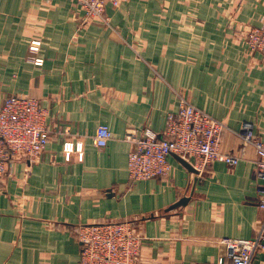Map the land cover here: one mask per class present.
I'll return each mask as SVG.
<instances>
[{
    "label": "crops",
    "instance_id": "1",
    "mask_svg": "<svg viewBox=\"0 0 264 264\" xmlns=\"http://www.w3.org/2000/svg\"><path fill=\"white\" fill-rule=\"evenodd\" d=\"M106 16L86 21L75 0H0V109L28 95L50 131L38 159L8 162L0 264H83L79 228L123 222L144 238L137 264H232L220 241L253 240L264 219L257 153L239 135L251 123L264 141V55L242 40L264 24V0H130ZM181 98L225 124L221 152L240 164L194 175L174 155L169 177L132 181L127 134L162 136ZM100 125L113 134L104 149Z\"/></svg>",
    "mask_w": 264,
    "mask_h": 264
},
{
    "label": "built area",
    "instance_id": "2",
    "mask_svg": "<svg viewBox=\"0 0 264 264\" xmlns=\"http://www.w3.org/2000/svg\"><path fill=\"white\" fill-rule=\"evenodd\" d=\"M129 0H75L86 21L103 20L106 23L107 4L118 8ZM250 54L264 55V24L253 27L242 38ZM42 42L32 41L30 52H40ZM36 66L43 59L32 57ZM48 111L28 95H11L0 109V194L10 177L8 162L15 157L30 161L38 159L50 142L47 125ZM226 126L209 114L199 110L184 98L178 108L167 115L162 136L146 129L141 134L128 133L126 141L134 148L128 158V174L132 181L142 182L155 178H167L172 171L171 156H177L200 174L214 163H223L230 168L240 164V158L221 152ZM243 147L253 146L257 153L256 173L259 208L264 212V141L255 133L251 123H244L240 130ZM113 139L107 125H100L94 136V145L104 149ZM83 264H137L142 252L144 238L132 222L84 225L79 228ZM227 258L232 264H254L255 256L264 251V219L253 240L223 239ZM218 264H224L220 259Z\"/></svg>",
    "mask_w": 264,
    "mask_h": 264
},
{
    "label": "water",
    "instance_id": "3",
    "mask_svg": "<svg viewBox=\"0 0 264 264\" xmlns=\"http://www.w3.org/2000/svg\"><path fill=\"white\" fill-rule=\"evenodd\" d=\"M178 160L191 174H194V175L199 174L198 171H196L190 163H188L187 161H185L184 159L180 157H178ZM189 201H190V197H184L178 203L170 207L169 211L185 207L188 205Z\"/></svg>",
    "mask_w": 264,
    "mask_h": 264
},
{
    "label": "rangeland",
    "instance_id": "4",
    "mask_svg": "<svg viewBox=\"0 0 264 264\" xmlns=\"http://www.w3.org/2000/svg\"><path fill=\"white\" fill-rule=\"evenodd\" d=\"M129 1H130V0H129ZM129 1H128V2H129ZM128 2H126V3H128ZM124 4H125V3H124ZM107 5H108V4H107ZM122 5H123V4H122Z\"/></svg>",
    "mask_w": 264,
    "mask_h": 264
}]
</instances>
